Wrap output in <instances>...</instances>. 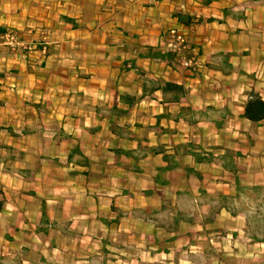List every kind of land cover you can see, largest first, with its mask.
I'll return each instance as SVG.
<instances>
[{
	"label": "crops",
	"instance_id": "obj_1",
	"mask_svg": "<svg viewBox=\"0 0 264 264\" xmlns=\"http://www.w3.org/2000/svg\"><path fill=\"white\" fill-rule=\"evenodd\" d=\"M174 29L203 64L198 74L154 55ZM8 30L35 49L0 39V264H173L175 248L195 252L199 224L168 241L175 232L137 211L174 204L178 190L193 203L202 187L234 192L231 172L181 155L180 142L239 151L241 182L264 185V119L241 117L251 90L264 100V0H0V35ZM150 76L182 84L185 98L166 102ZM143 138L176 152L178 166L164 170L162 153L119 152ZM213 224L237 231L245 218L221 209Z\"/></svg>",
	"mask_w": 264,
	"mask_h": 264
},
{
	"label": "trees",
	"instance_id": "obj_2",
	"mask_svg": "<svg viewBox=\"0 0 264 264\" xmlns=\"http://www.w3.org/2000/svg\"><path fill=\"white\" fill-rule=\"evenodd\" d=\"M188 16V13L185 14L180 11L176 13L177 19L183 23H188ZM63 18L71 20L65 16ZM189 50L190 47L182 52V55L185 56L184 54ZM154 55L160 59H166L173 69L180 70L181 66L178 64L180 54L175 49L167 47L163 52L157 49ZM148 82L151 91L160 89L166 95V102L169 103L180 102L181 98L183 97L184 99L188 92L182 84L170 80L155 79L150 76ZM243 109L241 117L250 120L252 123H257L264 119V100L253 90L249 92V97L245 101ZM180 113L184 114V116L185 114H190L191 118L188 119V122H196L194 111L191 110L190 106L181 107ZM215 124L218 127H222V122L220 121H216ZM141 141L147 142V139L143 138L138 141V148L134 150L119 149V152L126 156H133L136 160L139 157H144L147 153H162L164 161L167 162L164 170H172L178 166V162L174 157L177 154L176 152L171 154L166 153L164 149L159 147L141 146ZM175 147L180 151L181 155L190 154L196 162H211L215 158L221 163L222 167L233 174L232 186L234 192L232 194L223 192L210 193L207 192L206 188L202 187L199 190V196H202V200L195 199V203H193L190 189L178 190L176 192L177 201L174 204L166 200L158 209L152 207L138 209L140 216L146 221L153 222L158 228L165 229L167 232H175L173 236L168 237V241L174 240L181 224H199L201 227L199 234L206 238L207 245L197 253L186 251L187 260L193 264H203L202 261L212 259L213 261L210 264L223 262L222 251L214 246L211 237V235L218 234L221 238L228 234L226 229H216L213 224L221 209L227 210L232 216H244V231L248 239L254 244H264V185L241 182L242 176L240 174L242 173L240 172L242 170L236 166L235 162L237 157L242 156L241 153L231 148H226L224 153L214 154L213 151H203L200 145L192 141L177 143ZM217 148L214 147V149ZM183 171L187 177L192 175L200 180L202 179L201 173L189 165H184ZM1 205L2 203L0 202V208ZM202 205L207 206V211L198 213L197 208ZM230 234L233 237L237 235L236 231H231ZM186 236L193 237L196 236V233L189 232ZM192 242H195L194 237L190 240V244H193ZM174 262H176V259Z\"/></svg>",
	"mask_w": 264,
	"mask_h": 264
},
{
	"label": "rangeland",
	"instance_id": "obj_3",
	"mask_svg": "<svg viewBox=\"0 0 264 264\" xmlns=\"http://www.w3.org/2000/svg\"><path fill=\"white\" fill-rule=\"evenodd\" d=\"M227 230V229H226ZM228 234H230V230H227ZM236 237H233L231 234L226 235L224 237H219L220 235H211L214 246L222 251V263L218 264H264V244H254L246 236L244 229H238L236 231ZM163 237V236H162ZM195 245L199 247L191 248L192 251L195 253L201 251V249L207 245L206 238H200L199 240L195 241ZM177 254H174L173 264H190L187 261L186 254L187 252H183L181 248H175ZM178 258H181L178 261ZM161 261H165L166 263L162 262H150L144 264H155V263H162L167 264L169 260L165 258H161ZM212 260H204L202 261L203 264H210ZM191 262V261H190ZM192 263V262H191Z\"/></svg>",
	"mask_w": 264,
	"mask_h": 264
},
{
	"label": "built area",
	"instance_id": "obj_4",
	"mask_svg": "<svg viewBox=\"0 0 264 264\" xmlns=\"http://www.w3.org/2000/svg\"><path fill=\"white\" fill-rule=\"evenodd\" d=\"M170 36L171 38L170 41L167 43V47L175 49L180 54L178 64L181 67L187 69L191 73V75L198 74L203 64L200 63L199 60L195 59L194 57H186L182 55V52H184L186 49L189 48V43L186 39L185 34L183 32L174 29L171 30ZM20 38L21 37L17 33V31H13V30L5 31L3 34L0 35L1 41L13 49L23 47L28 49L29 52L35 49L34 47H31L28 44L23 43V40ZM46 49H47L46 43H42L41 50L45 52Z\"/></svg>",
	"mask_w": 264,
	"mask_h": 264
}]
</instances>
